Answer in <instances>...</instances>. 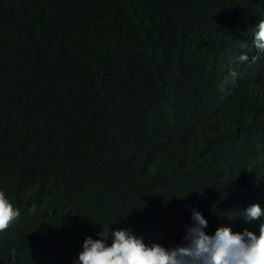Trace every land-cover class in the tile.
Listing matches in <instances>:
<instances>
[{
  "label": "trees",
  "instance_id": "trees-1",
  "mask_svg": "<svg viewBox=\"0 0 264 264\" xmlns=\"http://www.w3.org/2000/svg\"><path fill=\"white\" fill-rule=\"evenodd\" d=\"M262 20L264 0H0V191L20 212L0 264H78L102 230L171 249L193 209L209 235H259L239 214L264 209Z\"/></svg>",
  "mask_w": 264,
  "mask_h": 264
},
{
  "label": "clouds",
  "instance_id": "clouds-1",
  "mask_svg": "<svg viewBox=\"0 0 264 264\" xmlns=\"http://www.w3.org/2000/svg\"><path fill=\"white\" fill-rule=\"evenodd\" d=\"M257 27L254 44L264 52V20ZM239 60L247 61V54H241ZM19 215V210L0 191V232L8 229ZM239 215L251 222L264 216V209L254 203ZM191 219L192 225L185 226L184 243L171 249L156 243L147 246L128 229L102 230L98 233L101 239L89 236L84 240L78 264H264V224L259 235L247 228L233 232L230 226H220L214 235H209L205 232L208 221L200 212L193 209ZM110 234L113 239L109 245L106 240ZM12 258L15 261V249Z\"/></svg>",
  "mask_w": 264,
  "mask_h": 264
}]
</instances>
